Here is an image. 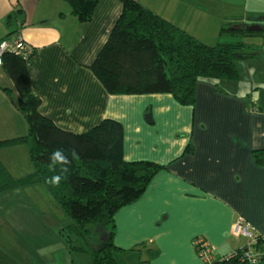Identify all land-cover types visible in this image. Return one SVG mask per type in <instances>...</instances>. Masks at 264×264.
<instances>
[{
	"label": "crops",
	"instance_id": "0c3cea01",
	"mask_svg": "<svg viewBox=\"0 0 264 264\" xmlns=\"http://www.w3.org/2000/svg\"><path fill=\"white\" fill-rule=\"evenodd\" d=\"M140 1L203 41L201 32L216 35L227 19H246L249 14L264 19V0ZM122 9V0H99L92 18L82 20L72 12L69 0H0V38L18 31L35 48L29 70L43 113L80 132L104 117L119 119L126 159L165 164L143 194L115 214L118 247L114 255L119 264H204L194 236L207 237L213 244L212 254L220 257L250 241V236L237 230L241 219L250 223L253 234L264 231V157L259 161L254 152L264 149V109L259 108L264 98L252 92L247 97L212 79L198 81L194 104L178 102L171 92L108 91L91 64ZM245 60L240 69L246 64L262 75L254 78L250 73L249 89L264 87V35L261 53ZM242 76L239 70L238 79L222 83L234 85ZM18 95L13 79L0 66V99L4 100H0V133L18 124L15 135L27 131L24 113L15 107ZM10 99L13 104L8 103ZM189 142L193 149L186 150ZM23 169L26 173L33 167ZM38 192L0 191V264H93L90 257L1 252L18 241L17 231L23 229L21 213L16 215L18 207L9 199ZM37 202L29 204L33 207Z\"/></svg>",
	"mask_w": 264,
	"mask_h": 264
},
{
	"label": "trees",
	"instance_id": "16d2710c",
	"mask_svg": "<svg viewBox=\"0 0 264 264\" xmlns=\"http://www.w3.org/2000/svg\"><path fill=\"white\" fill-rule=\"evenodd\" d=\"M98 1L69 0L72 12L82 20L92 18ZM122 1V12L91 64L96 76L112 93L171 92L178 102L194 104L200 79H212L220 85L236 80L237 60L261 53L263 18L253 19L249 14L246 19H227L220 27L221 38L210 43L140 0ZM253 23L261 28L251 29ZM17 32L11 31L0 40ZM251 35L260 37V41L247 40ZM226 36L234 39L226 40ZM34 55V47L33 53L26 57L12 50L2 54L0 66L18 90L17 106L25 114L28 131L0 138V146L28 142L34 167L16 177L0 159V191L43 181L72 218L68 224L72 232L68 236L75 233L83 239L81 248L91 253L93 264H119L114 255L118 247L115 214L122 206L137 200L165 164L151 159H126L124 127L119 119L104 117L80 132L61 126L43 113L42 99L31 84L29 67ZM259 108L264 109V105ZM188 149H193L192 142L188 143ZM57 150L65 160L53 159ZM254 152L261 161L264 149L256 148ZM103 231L108 233L106 239L101 237ZM201 236L205 237L194 236L193 244ZM250 237L248 243L234 248L239 250L236 256L224 257L232 249L220 257L213 255L207 262L204 257L201 259L204 264H253L248 257L241 256L245 251L263 248L264 239L258 233ZM195 248L199 253L203 245L198 243ZM256 264H264V255Z\"/></svg>",
	"mask_w": 264,
	"mask_h": 264
},
{
	"label": "rangeland",
	"instance_id": "374dc122",
	"mask_svg": "<svg viewBox=\"0 0 264 264\" xmlns=\"http://www.w3.org/2000/svg\"><path fill=\"white\" fill-rule=\"evenodd\" d=\"M201 34L203 35L204 33L201 32ZM206 34L207 35H203V36L199 35V36L205 39L207 42L210 43L217 42L218 41L217 36L218 34H220V27L216 35L215 34L209 35V33ZM248 38L249 37H247L246 39L249 40ZM32 53H33V49H32ZM243 62L246 63V60L245 59L237 60L239 70L242 72L243 75L241 78L242 80L235 82L236 84L234 85L231 84L230 86H226L222 84V86L226 88H231L232 90L244 92L243 94L247 97L250 96L249 94L250 92H252L253 96H263L264 98V87L260 88L258 86H254V87L250 86L249 89V85H248L249 84L248 80L251 78L250 75L251 72L254 74V78L261 77L262 76L261 73L257 71L256 67H254L250 71L246 64H244L245 68L240 69V64ZM246 86H248V91ZM0 100L1 103H4L3 99ZM17 100L15 103L16 108L18 107ZM7 101L9 104H13L12 99ZM260 104H264V99H261ZM146 114H149V117L151 118L150 111H147ZM23 119H24V129L28 131V123L25 114L23 116ZM13 127L15 129H6L2 131L0 133V137H7L17 134L16 132H19L17 131V129L20 127V125L18 124L16 127L15 126ZM0 159L8 163L9 170L16 177L20 176V174L24 175L31 172L28 171L24 173L25 172L23 171L25 170L23 169L24 167L25 168L30 167V170L32 167H34L30 153V145L26 141L20 142L18 144L16 143L9 145H1ZM12 189H22L29 192L37 190L39 191L38 192L39 194H36V196L33 195L31 196V194L27 196L25 195L18 196L17 194L15 195V197H21V199L15 198L14 201L13 199L12 200L9 199L12 205L18 207L16 215H18L19 212L21 213L22 223L20 224H22L23 229L17 231L19 235H21L20 237H18V241H16L12 247H6V246L2 247L1 250L2 253L7 255L16 253L18 254V256H28V257L46 256V257H90L91 258V253L88 250L81 248L83 244V239L81 237L77 236V234L75 233H72L71 236H68L72 232L68 228V224L70 222V219L72 220V218H70L69 213L62 207V204L58 201L57 197L53 195L51 189L48 187L46 183L40 181L36 183H31V185L25 184V185L11 187L5 190H12ZM35 199H38V202L34 205L35 207L34 206L32 207L29 203H31V201H35ZM19 203H22L24 205L19 206ZM9 215L11 214L9 213ZM27 224H29V227H27ZM250 227L251 226L248 224L243 225L242 223H239L237 230H241L242 232L246 233L248 236H251V234L248 232L250 230L249 229ZM262 232L264 233L263 230ZM258 234H260L261 237H263L262 239H264L262 233H258ZM43 235H47V237L43 238ZM256 238H258V235H256ZM44 241H46L47 244H45Z\"/></svg>",
	"mask_w": 264,
	"mask_h": 264
},
{
	"label": "built area",
	"instance_id": "2783aa9c",
	"mask_svg": "<svg viewBox=\"0 0 264 264\" xmlns=\"http://www.w3.org/2000/svg\"><path fill=\"white\" fill-rule=\"evenodd\" d=\"M32 49L33 46L30 43H28V41H26V39L22 36L20 32L14 36L3 38L0 40V63H2V54L6 50L20 52L23 56L26 57L27 55L31 54ZM246 224L250 225V223H246ZM248 232L252 235V232L250 230ZM262 234L264 236L263 232ZM198 243L203 245V248L199 249L200 256L204 257L205 262L210 261L213 257V254L211 252L213 245H211L209 239L203 236L194 239V244L196 245ZM238 253H239L238 249H234L230 251L228 254H226L224 257L227 258L233 257L236 256ZM263 255H264V246L263 248H258V249L255 248L252 249L251 251H245L244 255L241 257H248L250 262L256 264L258 263L260 258L263 257Z\"/></svg>",
	"mask_w": 264,
	"mask_h": 264
},
{
	"label": "water",
	"instance_id": "95a60500",
	"mask_svg": "<svg viewBox=\"0 0 264 264\" xmlns=\"http://www.w3.org/2000/svg\"><path fill=\"white\" fill-rule=\"evenodd\" d=\"M250 28L251 29H259V28H261V26L258 23H253V24H250ZM146 116L150 119L149 114H147ZM107 236H108L107 231H103V234L101 235V237L106 239Z\"/></svg>",
	"mask_w": 264,
	"mask_h": 264
},
{
	"label": "clouds",
	"instance_id": "9594fccd",
	"mask_svg": "<svg viewBox=\"0 0 264 264\" xmlns=\"http://www.w3.org/2000/svg\"><path fill=\"white\" fill-rule=\"evenodd\" d=\"M53 159H55V160H65L66 158L64 156H61V152L59 150H57L53 154ZM55 181L58 182L59 181V177H56Z\"/></svg>",
	"mask_w": 264,
	"mask_h": 264
}]
</instances>
